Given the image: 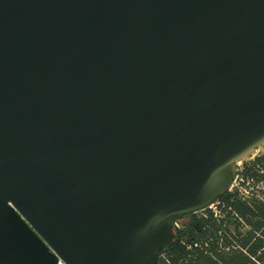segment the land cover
I'll return each instance as SVG.
<instances>
[{
	"label": "bare ground",
	"instance_id": "6f19581e",
	"mask_svg": "<svg viewBox=\"0 0 264 264\" xmlns=\"http://www.w3.org/2000/svg\"><path fill=\"white\" fill-rule=\"evenodd\" d=\"M27 1L24 17L31 25L34 0ZM122 1L115 0L126 8L130 5ZM242 1L163 0L154 7L146 6L143 12L164 8H176L178 11L187 7L189 10L197 8L200 15L210 18L218 9L222 14ZM92 5L94 2L87 3L86 7ZM48 11L39 33L37 66L26 90L21 92L28 82L24 57L14 60L15 67L0 71V77H7L9 81L6 94L12 93V98L17 101L27 99L11 112L10 120L7 108H2L0 176L8 174L16 165H21L24 172H41L51 159L42 163L47 158V152L38 151L36 142L43 134H36L33 130L34 118L28 120L26 117L32 116L34 104L37 99L41 100L43 85L46 86L40 80ZM142 14H135L128 21L130 30L135 19L142 21ZM259 15H264V11ZM106 19L104 15L101 23ZM88 20L91 17L77 24L75 30L83 29ZM261 23L262 17L256 19L253 26L258 27ZM261 34L255 33L247 45L239 46L245 49L241 55L234 53V63L217 64L214 67L216 74L197 88L190 86L175 103L162 105V112L148 121L145 127L128 133L113 149L84 165L67 181H58L55 188L51 187L54 190L52 195L45 196L49 186L39 189L37 195L46 198L42 208L34 210L14 189L0 190V209L18 227L17 232L4 235L7 241L3 247L0 246V264H19L10 262L11 254L18 251L34 264H49L47 255L43 254V259L40 257L33 233L24 232L25 220L37 225L48 224L46 232L50 242L60 246L59 252L65 253L71 264H121L126 258L133 264H156L160 247L168 241L171 220L215 201L227 185L235 163L264 144V37L260 39ZM97 36L99 29L83 40L91 41ZM99 39L102 41L101 37ZM157 41L158 37L154 39L153 46ZM124 42L117 40L114 43L110 58L113 50ZM229 44L223 48L225 55L233 53ZM111 70L114 71V67ZM45 77L44 74L43 83ZM32 88L33 94L25 98ZM128 91V86L121 89L122 94ZM67 99L70 100L64 96L62 102ZM130 102L110 107L107 115L79 135L91 137L119 116L139 108L149 111L155 104V101L139 96ZM39 103L46 108V117L58 112L50 102ZM0 105L5 103L1 101ZM84 106L78 104L79 108ZM27 121L31 126L24 124ZM213 142H218L219 146L215 152L214 168L208 174L204 160L213 155ZM8 203H13V210L5 208ZM130 212H134L131 217ZM49 218L56 219L62 233ZM36 242L39 243L38 240ZM6 249L11 252L10 255L5 254Z\"/></svg>",
	"mask_w": 264,
	"mask_h": 264
},
{
	"label": "water",
	"instance_id": "95a60500",
	"mask_svg": "<svg viewBox=\"0 0 264 264\" xmlns=\"http://www.w3.org/2000/svg\"><path fill=\"white\" fill-rule=\"evenodd\" d=\"M70 1L34 0L32 8L33 22L30 25L24 17L27 0H0V71L8 67H15L14 60L24 57L28 67V82L21 92L26 90L37 66L36 48L40 28L45 13L49 10V20L43 43L45 54L42 57L43 69L41 68L42 80H40V83L50 86L48 87L50 89L43 85V94L46 93L44 101L58 103L62 101L66 94H74L81 88L88 87L92 83L93 74L98 69L100 60L106 56L105 53L107 52L109 61L120 59L121 57L128 62L135 78L139 80L140 86L144 88L151 86L153 95L149 97V93H147L144 99L151 100V102L155 101V104L149 111L145 108H139L134 112L119 116L112 123L105 124L102 130L95 131L91 137L80 135L74 137L66 145L59 148L56 153L52 152L46 158V160L51 159L41 172H24L21 165H16L10 169L8 174L0 176V190L14 189L27 204L32 205L31 207L34 210L42 208L46 204V198L37 195L39 189L49 186L45 191V196L52 195L54 193L53 188L56 187L58 181H67L84 165L113 149L128 133L137 132L145 127L148 121L162 112V105H168L167 98L162 93H158V88L156 90L154 88L155 86L157 87V83L162 78L154 80L156 66L159 63V57L169 47H172L174 42V37L166 36L170 31V24L175 29H178L179 32L182 30V22L181 24H176V22L173 24L176 16L182 13L176 11V8L171 10H169L170 8L168 10L164 8L160 11L152 10L149 13L143 12L146 6L154 7L155 4H159L163 0H123V3L130 4L127 8L116 3L115 0H73L74 6L70 18L60 31L55 32L52 30V26L57 20L58 14ZM245 1L248 0L242 2ZM256 1L254 6L260 0ZM91 2H94V5L87 8V3ZM100 4L102 5L99 7ZM174 9L176 11L175 18L168 19L167 12L174 11ZM184 9L188 8L185 7ZM184 9L180 10L183 11ZM120 12L121 14L119 15ZM138 13H143L142 21L135 19L130 30L127 23ZM104 15L107 19L104 23H101ZM89 17H91V20H88V23L86 22L87 25L83 29L76 31V25ZM98 29L99 37L97 36L91 41L83 40L84 37ZM100 37L102 41H99ZM157 37V43L159 42V44L163 45L166 50L152 54L149 51V46L154 43V39ZM117 40H125V42L113 50L112 58H110L111 49ZM223 56L224 54L218 59L222 60ZM212 62L215 64L216 59ZM23 65L25 64L23 63ZM44 74L46 76L45 83H43ZM199 76L198 72L192 75L190 82L204 78V76ZM8 84L7 77H0V103L1 101L5 103L1 107L7 108V117L10 120V117L12 119V116H10L11 112L27 99L25 101L24 99L17 101L18 99L12 98V93L6 94ZM14 85L16 84L14 83ZM32 94L33 88L28 90L25 98ZM39 101L41 100L37 99L34 104L36 110L44 108ZM176 101H173V103ZM173 103L171 102L169 105ZM2 108L0 110V121L3 122ZM32 109L33 107L31 106V111ZM35 109H33V113ZM92 111L93 116L91 118L82 119L75 127L77 131L95 125L102 114L103 107L94 105L92 106ZM26 117L31 120V116ZM24 124L31 126L30 121ZM213 144L215 145L212 150L213 155L204 160V167L208 174L214 168L215 152L219 146L218 142H213ZM46 160L42 161V163L46 162ZM2 215L7 219L4 214ZM7 222L10 225L9 227L5 225L0 227V246L2 247L4 246L2 242L7 241L4 235L11 233L10 229H13L12 227L16 228L12 220L7 219ZM16 230L18 231V227ZM24 259L31 260L26 256ZM121 264H133V262L126 258L123 259Z\"/></svg>",
	"mask_w": 264,
	"mask_h": 264
},
{
	"label": "trees",
	"instance_id": "16d2710c",
	"mask_svg": "<svg viewBox=\"0 0 264 264\" xmlns=\"http://www.w3.org/2000/svg\"><path fill=\"white\" fill-rule=\"evenodd\" d=\"M156 264H264V146L235 163L215 201L171 220Z\"/></svg>",
	"mask_w": 264,
	"mask_h": 264
},
{
	"label": "rangeland",
	"instance_id": "374dc122",
	"mask_svg": "<svg viewBox=\"0 0 264 264\" xmlns=\"http://www.w3.org/2000/svg\"><path fill=\"white\" fill-rule=\"evenodd\" d=\"M256 2V0H248L238 3L237 5L232 6L230 10H227L222 14L219 13L220 9H218L210 18H208L205 14L200 15L201 13H198L199 9L197 10V8L195 10H178V12L182 13L177 15L176 18L175 9L174 11L167 12L168 14L166 13L168 19L175 18L173 24L175 22L176 24H181L182 22L181 33L178 29H175L172 24H170V31L166 36L174 37V42L172 47H169L166 52L164 51L161 55L160 59L162 60L164 67H162L160 74L162 73L161 75L163 76L157 83V87H154L155 90L156 88L159 89V94L162 93V95L167 98L168 105L169 103H173V101L178 100L179 97L185 94L190 86L194 85V87L196 86L197 88L202 82L210 79L212 75L216 74L217 69L214 67L217 66V64H228L229 62L234 63L236 60L235 54L241 55L243 49H245V47H242L241 49L239 46L242 44L247 45L252 40L255 33L262 32L259 37L260 39L264 37V15H259L262 11H264V0H260L259 3L254 6ZM221 15L223 16L221 17ZM261 17V25L254 27L253 22ZM228 43H230L229 46L231 48V52L233 53L230 55L224 54V58L219 60L218 58L223 54L224 46ZM214 59H216L215 64L212 62ZM262 71L264 73V68ZM197 72L200 74L199 77H202L207 73L208 75L207 77L200 78V80L198 77V80L190 82L192 75L197 74ZM202 72L204 73L201 74ZM262 82L264 83V79ZM46 87L48 88L50 86L46 85ZM45 96L46 93L42 95L40 102L45 100ZM1 108L2 107L0 105V110ZM0 127H3V123ZM261 146H264V144ZM5 208L7 210H13L14 205L13 203H8ZM1 212L0 223L9 227L10 225L7 222V219L11 220L9 215L2 210ZM17 212L19 213V211ZM2 214H4L7 219H5ZM19 214L22 215L21 213ZM131 216L132 214L130 213V217ZM49 221L55 223L59 233L63 232L56 219L49 218ZM25 223L26 225L23 227L24 232L33 233L34 244L37 246L39 255L42 259L43 254H45L47 255V262L49 264H70L66 254L59 252L60 246H56L50 242L46 232L48 224L37 225L29 220H25ZM12 228L13 229L10 231L14 232L15 229H17V226L16 228ZM36 239L39 243L36 242ZM5 243L6 241L2 242V245ZM41 246L44 249L43 252L40 251V249H42ZM10 253L11 252L6 249L5 254L10 255ZM25 256L26 255H24L21 251H18L11 254L12 259H10V262L19 264H34L33 261L24 259Z\"/></svg>",
	"mask_w": 264,
	"mask_h": 264
},
{
	"label": "crops",
	"instance_id": "0c3cea01",
	"mask_svg": "<svg viewBox=\"0 0 264 264\" xmlns=\"http://www.w3.org/2000/svg\"><path fill=\"white\" fill-rule=\"evenodd\" d=\"M73 6L74 1L71 0L58 14L52 30L58 32L66 25L72 14ZM163 50L166 49L159 42L154 46L153 44L149 46V51L152 54ZM106 53V56L100 60L98 69L93 74L92 83L74 93H79L80 96L66 94L65 96H68L70 100L67 99L68 101L64 103L62 101L58 103L50 101L58 110L54 116L46 117V108L37 109L32 113L31 118H34L33 130L36 134H43L36 142V148L38 151H46L47 157L89 128L87 127L81 131L75 129L82 119L93 116L92 106L100 105L103 107L102 114L99 117L100 120L108 114L110 107L131 103L130 101L135 96L144 98L147 93H149V97L153 95L151 86L147 88L140 86L139 80L135 78L130 65L125 59L120 57V59L109 61ZM160 58L161 56L156 66L154 80L163 76L160 72L164 64ZM111 67H114V71L111 70ZM127 86L129 91L122 94L121 89H125ZM114 94L116 96H113ZM78 104H85L86 106L79 108ZM34 114H37V116H34Z\"/></svg>",
	"mask_w": 264,
	"mask_h": 264
},
{
	"label": "built area",
	"instance_id": "2783aa9c",
	"mask_svg": "<svg viewBox=\"0 0 264 264\" xmlns=\"http://www.w3.org/2000/svg\"><path fill=\"white\" fill-rule=\"evenodd\" d=\"M60 264H62V263H60Z\"/></svg>",
	"mask_w": 264,
	"mask_h": 264
}]
</instances>
